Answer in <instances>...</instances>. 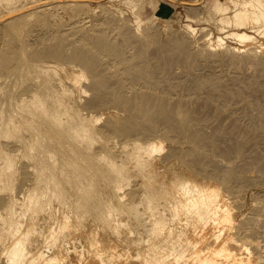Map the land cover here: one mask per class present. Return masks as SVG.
<instances>
[{
	"label": "bare ground",
	"instance_id": "obj_1",
	"mask_svg": "<svg viewBox=\"0 0 264 264\" xmlns=\"http://www.w3.org/2000/svg\"><path fill=\"white\" fill-rule=\"evenodd\" d=\"M74 3L0 0V264H264V0Z\"/></svg>",
	"mask_w": 264,
	"mask_h": 264
},
{
	"label": "rangeland",
	"instance_id": "obj_2",
	"mask_svg": "<svg viewBox=\"0 0 264 264\" xmlns=\"http://www.w3.org/2000/svg\"><path fill=\"white\" fill-rule=\"evenodd\" d=\"M69 2H76L74 4L83 5L87 8H94L99 11L100 9H107L109 11L120 14L122 17L128 16L130 19H134L136 15L143 12L144 15L152 16L157 23L160 25H169L171 22L176 23V25H181L187 18V14L190 13V4L194 5H202L203 7L202 15L207 18V15H213L210 19H202L197 20L194 23L197 24L201 29L204 27L208 30L215 31L216 33L219 31V26L215 22L214 13L211 11V6L213 5V1L215 0H67ZM136 1V2H135ZM206 1V2H205ZM135 2V3H134ZM112 4V5H111ZM138 6H137V5ZM150 4H153L151 6ZM114 5V6H113ZM155 5L157 8L155 9ZM110 7V8H109ZM125 7V8H124ZM123 8V9H121ZM132 8H134L132 10ZM155 9L153 13V9ZM163 9V11H161ZM68 11L69 8L67 9ZM207 10V11H206ZM129 11V12H128ZM198 12V11H197ZM211 12V13H210ZM130 13L129 15H127ZM158 14L159 17H155L154 14ZM173 13L177 14L176 16H171ZM125 18V17H124ZM210 19V20H209ZM22 22H18L15 24L17 28V32L23 33L24 28L22 26ZM200 33V32H199ZM232 42L231 39L228 40V43Z\"/></svg>",
	"mask_w": 264,
	"mask_h": 264
},
{
	"label": "crops",
	"instance_id": "obj_3",
	"mask_svg": "<svg viewBox=\"0 0 264 264\" xmlns=\"http://www.w3.org/2000/svg\"><path fill=\"white\" fill-rule=\"evenodd\" d=\"M161 11H163V9H161Z\"/></svg>",
	"mask_w": 264,
	"mask_h": 264
}]
</instances>
